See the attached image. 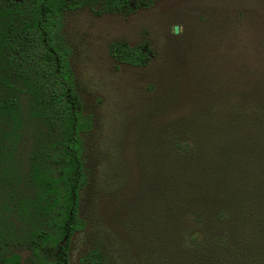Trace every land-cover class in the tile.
<instances>
[{"label":"rangeland","instance_id":"rangeland-1","mask_svg":"<svg viewBox=\"0 0 264 264\" xmlns=\"http://www.w3.org/2000/svg\"><path fill=\"white\" fill-rule=\"evenodd\" d=\"M64 35L90 175L87 230L71 264L94 247L109 264H264L240 242L231 248L229 232L244 211L239 239L264 242V0H163L129 16L76 11ZM113 43L148 44L150 63L118 64ZM204 194L230 216L202 212Z\"/></svg>","mask_w":264,"mask_h":264},{"label":"trees","instance_id":"trees-1","mask_svg":"<svg viewBox=\"0 0 264 264\" xmlns=\"http://www.w3.org/2000/svg\"><path fill=\"white\" fill-rule=\"evenodd\" d=\"M161 1L0 0V264H71L73 242L87 230L82 202L90 185L88 121L70 64L65 16L82 10L129 16ZM109 54L136 68L147 67L152 56L148 44L113 43ZM189 145H180L187 156L193 155ZM204 196L202 212L216 207L218 220L230 216L233 209ZM245 214L229 230L231 248L240 242L264 254V242L239 239ZM192 238L196 246L204 241L195 232ZM78 264L109 262L105 250L94 247Z\"/></svg>","mask_w":264,"mask_h":264}]
</instances>
